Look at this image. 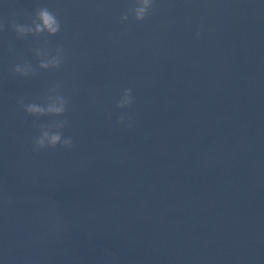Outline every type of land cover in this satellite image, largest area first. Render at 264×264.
Wrapping results in <instances>:
<instances>
[{"label": "clouds", "instance_id": "9594fccd", "mask_svg": "<svg viewBox=\"0 0 264 264\" xmlns=\"http://www.w3.org/2000/svg\"><path fill=\"white\" fill-rule=\"evenodd\" d=\"M154 11V0H134L133 6L127 13L120 17L121 22H126L131 16L135 21H144L151 12ZM16 33L17 39H25L29 35L36 37H44L41 46L35 48L34 55L38 58V67L43 70L60 69L67 53L62 45H57L54 48L50 47L51 42L47 37L56 36L61 31V22L57 15L48 7H38L31 20V23L20 24L13 19L7 26ZM6 31V24L0 20V33ZM45 34H47L45 36ZM14 74L21 77L35 75V69L30 62L23 65L16 64L12 69ZM63 85L60 82L53 84L47 91V94L40 98L41 102L25 103V98L21 97L18 101L25 113L39 120L41 117H52L47 123L38 124L39 134L32 138L33 151H41L46 149H55L58 145L64 149L73 147V139L70 136H64L63 130L69 126L67 118L63 117L68 111L69 100L61 93ZM134 102V97L131 88L123 90V94L117 101L116 107L124 109L130 107ZM131 128V118L127 114L121 115L118 118V123L125 124Z\"/></svg>", "mask_w": 264, "mask_h": 264}]
</instances>
